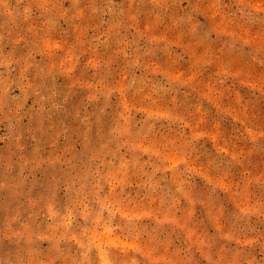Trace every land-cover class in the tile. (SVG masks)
Listing matches in <instances>:
<instances>
[{"label":"rangeland","instance_id":"obj_1","mask_svg":"<svg viewBox=\"0 0 264 264\" xmlns=\"http://www.w3.org/2000/svg\"><path fill=\"white\" fill-rule=\"evenodd\" d=\"M0 264H264V0H0Z\"/></svg>","mask_w":264,"mask_h":264}]
</instances>
